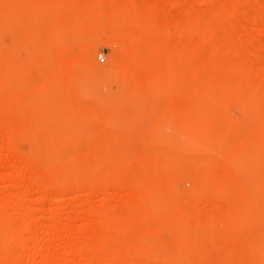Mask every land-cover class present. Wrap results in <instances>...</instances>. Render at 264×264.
I'll use <instances>...</instances> for the list:
<instances>
[{"label":"rangeland","instance_id":"1","mask_svg":"<svg viewBox=\"0 0 264 264\" xmlns=\"http://www.w3.org/2000/svg\"><path fill=\"white\" fill-rule=\"evenodd\" d=\"M0 264H264V0H0Z\"/></svg>","mask_w":264,"mask_h":264},{"label":"bare ground","instance_id":"2","mask_svg":"<svg viewBox=\"0 0 264 264\" xmlns=\"http://www.w3.org/2000/svg\"><path fill=\"white\" fill-rule=\"evenodd\" d=\"M66 11V10H65ZM150 17H151V19H150ZM135 18H138L137 17V15H135ZM146 19L148 20V22H149V19L150 20H152V16H148V15H146ZM118 29H120L118 26H117V29H115L116 31L118 30ZM117 32H120V31H117ZM121 32H122V30H121ZM122 41V40H121ZM122 43V42H121ZM143 44V43H142ZM124 45V44H123ZM143 45H141V43L140 42H136V43H132L131 45H125V47L124 48H128L131 52V54L133 55V59H134V61L135 62H138V63H142L144 60H146V59H149V58H153V51H150V50H147V49H144V47H142ZM146 48V47H145ZM149 51V52H148ZM153 53V54H150V53ZM147 53H149V54H147ZM152 55V56H151ZM147 56L149 57V58H147ZM151 56V57H150ZM127 62V60H125V58L124 59H119V64H123L124 62ZM136 64V63H135ZM157 64V63H156ZM158 67V66H157ZM156 67V68H157ZM98 69V68H97ZM129 70V69H128ZM95 71H97L96 69H95ZM136 73H138V72H136Z\"/></svg>","mask_w":264,"mask_h":264},{"label":"built area","instance_id":"3","mask_svg":"<svg viewBox=\"0 0 264 264\" xmlns=\"http://www.w3.org/2000/svg\"><path fill=\"white\" fill-rule=\"evenodd\" d=\"M101 61H104V58L103 57H101Z\"/></svg>","mask_w":264,"mask_h":264}]
</instances>
